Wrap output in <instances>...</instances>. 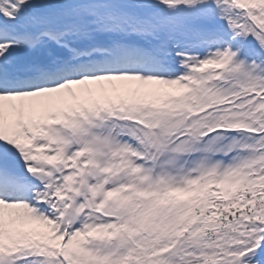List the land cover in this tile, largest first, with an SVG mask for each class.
<instances>
[{
  "label": "snow or ice",
  "instance_id": "1",
  "mask_svg": "<svg viewBox=\"0 0 264 264\" xmlns=\"http://www.w3.org/2000/svg\"><path fill=\"white\" fill-rule=\"evenodd\" d=\"M0 264H264V0H0Z\"/></svg>",
  "mask_w": 264,
  "mask_h": 264
}]
</instances>
